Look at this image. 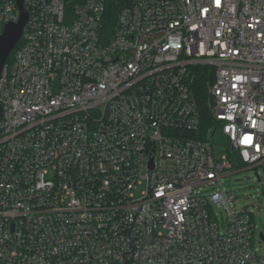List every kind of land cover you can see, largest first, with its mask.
Masks as SVG:
<instances>
[{
    "label": "built area",
    "instance_id": "1",
    "mask_svg": "<svg viewBox=\"0 0 264 264\" xmlns=\"http://www.w3.org/2000/svg\"><path fill=\"white\" fill-rule=\"evenodd\" d=\"M23 8L0 74V264H264L220 188L233 153L264 172V0ZM19 19L0 0V35ZM189 66L213 74L207 129Z\"/></svg>",
    "mask_w": 264,
    "mask_h": 264
},
{
    "label": "rangeland",
    "instance_id": "2",
    "mask_svg": "<svg viewBox=\"0 0 264 264\" xmlns=\"http://www.w3.org/2000/svg\"><path fill=\"white\" fill-rule=\"evenodd\" d=\"M208 70V69H207ZM209 71V70H208ZM217 138L215 139V141ZM213 152L216 158L225 154L224 147L219 144H213ZM259 177V178H258ZM221 191L225 198H233L229 203V208L235 210H248L253 213V222L255 225L254 248L264 249V242H260L259 234L264 231V172L258 170H248L245 167L233 170L224 175L221 179ZM144 186L138 190L141 192ZM218 220L221 222L226 217V211L223 208L214 209Z\"/></svg>",
    "mask_w": 264,
    "mask_h": 264
},
{
    "label": "trees",
    "instance_id": "3",
    "mask_svg": "<svg viewBox=\"0 0 264 264\" xmlns=\"http://www.w3.org/2000/svg\"><path fill=\"white\" fill-rule=\"evenodd\" d=\"M121 2L122 0H107L108 16L110 19L111 17H115ZM19 45L20 43H18L9 54L7 59L8 63L12 61L14 53L18 49ZM188 71L189 72L186 82L188 83L191 92L199 104L202 115L203 129H207L212 125L211 116L206 103L208 95L207 89L208 86L212 85L213 83V74L201 66H189ZM230 159L233 160V162L235 161L233 169L238 170L239 168L243 167V163L234 153L230 155Z\"/></svg>",
    "mask_w": 264,
    "mask_h": 264
},
{
    "label": "water",
    "instance_id": "4",
    "mask_svg": "<svg viewBox=\"0 0 264 264\" xmlns=\"http://www.w3.org/2000/svg\"><path fill=\"white\" fill-rule=\"evenodd\" d=\"M17 7L20 11V19L16 23H8L4 26L2 34L0 35V74L5 61L7 60L9 54L13 50L14 46L19 41L22 31L27 23L28 15L24 12L23 0H17ZM1 116V108H0ZM260 238L264 240V234L260 235ZM130 253H123V258L126 263L125 256ZM110 263L116 264L112 257H110ZM123 263V264H125Z\"/></svg>",
    "mask_w": 264,
    "mask_h": 264
},
{
    "label": "snow or ice",
    "instance_id": "5",
    "mask_svg": "<svg viewBox=\"0 0 264 264\" xmlns=\"http://www.w3.org/2000/svg\"><path fill=\"white\" fill-rule=\"evenodd\" d=\"M217 5H219V0H216ZM239 79V78H238ZM235 86V85H234ZM253 141V137L251 134L245 132L241 138V143L245 145H251ZM259 149V146H257Z\"/></svg>",
    "mask_w": 264,
    "mask_h": 264
},
{
    "label": "clouds",
    "instance_id": "6",
    "mask_svg": "<svg viewBox=\"0 0 264 264\" xmlns=\"http://www.w3.org/2000/svg\"><path fill=\"white\" fill-rule=\"evenodd\" d=\"M240 143H241V141H240Z\"/></svg>",
    "mask_w": 264,
    "mask_h": 264
}]
</instances>
